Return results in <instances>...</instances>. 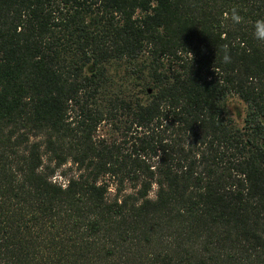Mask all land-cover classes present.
<instances>
[{"label": "trees", "instance_id": "1", "mask_svg": "<svg viewBox=\"0 0 264 264\" xmlns=\"http://www.w3.org/2000/svg\"><path fill=\"white\" fill-rule=\"evenodd\" d=\"M262 18L0 0V264H264Z\"/></svg>", "mask_w": 264, "mask_h": 264}, {"label": "rangeland", "instance_id": "2", "mask_svg": "<svg viewBox=\"0 0 264 264\" xmlns=\"http://www.w3.org/2000/svg\"><path fill=\"white\" fill-rule=\"evenodd\" d=\"M228 111L229 113L235 118L236 122L241 124L242 123V117H243V112L245 109V104L243 101H241L237 96L232 95L228 98ZM69 165V164H67ZM67 165L63 166L65 168ZM60 168L55 171L53 174L52 178L53 180H59L63 184L66 182V177L62 176L60 173ZM154 191L152 190L151 195H153Z\"/></svg>", "mask_w": 264, "mask_h": 264}, {"label": "clouds", "instance_id": "3", "mask_svg": "<svg viewBox=\"0 0 264 264\" xmlns=\"http://www.w3.org/2000/svg\"><path fill=\"white\" fill-rule=\"evenodd\" d=\"M225 15L227 16L228 14L226 13ZM230 18L236 24L241 23L243 20L242 16L239 14V11L236 7H233V9L231 10ZM253 35L255 39H257L258 41L264 42V18L259 19L255 22ZM224 51H225V55L223 57V60L225 63H230L231 56L229 54V49L227 48V46H225Z\"/></svg>", "mask_w": 264, "mask_h": 264}]
</instances>
